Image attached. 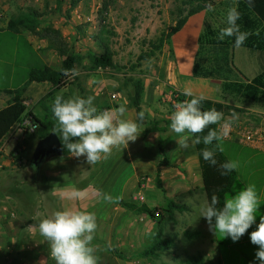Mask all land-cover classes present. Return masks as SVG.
I'll return each instance as SVG.
<instances>
[{"label":"rangeland","instance_id":"1","mask_svg":"<svg viewBox=\"0 0 264 264\" xmlns=\"http://www.w3.org/2000/svg\"><path fill=\"white\" fill-rule=\"evenodd\" d=\"M103 1L80 0L74 7L72 0H6L0 4L5 18L16 17L27 8L41 13L43 16L38 31L43 34L42 29L45 27L59 30L68 52L82 57L81 62L75 66L79 75L71 76L67 85L55 92L51 102L57 95H64L65 99L93 96L98 111L123 105L127 109L124 118L136 120L130 102L133 95L130 80H141L144 84L141 111L145 112V119L141 124L142 132L136 141L129 142L124 149L123 146L121 149L114 148L107 160L92 166L86 163L85 157L75 158L68 154L49 158L40 169H31V155L37 141L34 139L29 142L26 157L15 160L10 152L17 140H21L22 134H16L13 128L6 139L5 150L0 152V264H40L41 261L55 264L50 258L48 243L38 230H30L29 226L38 225L55 211L71 207V202H62L58 195L59 189L69 187L97 189L119 198L118 203L96 199L77 203L80 210L96 215L97 230L91 243L102 264L119 261L110 252L111 249H116L120 257L137 264H185L188 256L197 254L209 264L216 257L207 252H196L198 241L193 243L191 238L183 235L182 221L177 225L175 222L164 226L168 229L167 238L176 240L179 237V244L176 247L175 243L176 248L163 253L159 258L139 257L137 253L143 248L132 250L128 243L123 242V246L117 247L122 242L119 234H126L132 227L145 233L149 231V242H153L157 230L155 222L124 211L122 203L132 201L134 195L140 193L144 196V203L148 202L152 207L161 210L170 200L176 202L179 197H183L182 191L187 192V188L184 189L185 178L192 174H189L188 168L195 167L197 180L202 179V176L194 146L192 149L191 146L188 148L193 150L188 155V149H180L177 144L179 135L170 130L174 105L171 106L168 96L177 90L176 84L172 83L174 51L171 44L156 51L149 59L138 61L141 52H149V43L155 41L162 32H168L174 25L180 0H109L108 11L100 16L98 12ZM214 1L217 8L213 17L218 26H222L226 24L227 12L234 7L236 0ZM4 6L7 7L6 10ZM103 27L109 33H103L102 38H106L113 53V62L118 69L91 70L88 53H101V47L95 44L93 36L98 35ZM33 35L38 40L43 39ZM46 43L48 44L47 41ZM27 48L20 36L0 34V90L18 87L26 79L29 67L40 68L37 58ZM231 52L234 67L241 73L237 76L238 80L250 79L261 71L258 52L243 47H235ZM57 57L58 63L53 64L55 69L60 67L62 59L58 54ZM39 85L42 89L47 86ZM50 89L48 87L35 92L34 98H24L23 104L28 110L40 112L38 101ZM49 102L47 100L44 104L48 105ZM224 102L239 106L237 108L240 109L235 112L238 119L232 124L235 131L232 138L218 141L222 143V153L227 161L238 164V168L234 170V183L226 194V199L233 198L248 185H255L259 206L256 222L238 241L234 242L220 233L215 234L218 257L221 264H259L255 259L258 247L251 243L250 233L256 230L260 217L264 216V154L239 144L234 137L238 131L244 129H259L264 133V129L258 125L261 123V115L257 116L248 111L249 108L261 106L243 103L230 95H227ZM232 113L231 111L224 115V118L227 120ZM27 133L30 134L28 131ZM15 137L17 139L13 140ZM160 147L170 165L166 169L158 166L163 158ZM183 153L188 155L186 167L179 164ZM141 185H144L143 189ZM188 188L191 193L187 192L184 196L189 199L206 198L203 186L202 189L190 186ZM177 217L178 212L175 213V218ZM150 224L153 225L152 229H149ZM190 232L194 230L191 229ZM139 238L147 246V237L145 240L143 237Z\"/></svg>","mask_w":264,"mask_h":264},{"label":"trees","instance_id":"2","mask_svg":"<svg viewBox=\"0 0 264 264\" xmlns=\"http://www.w3.org/2000/svg\"><path fill=\"white\" fill-rule=\"evenodd\" d=\"M79 1L80 0H72V7ZM209 3L212 4L213 7L215 6L214 0H180V6L176 9L177 19L174 21V25L168 32H162L155 41L150 42L149 52H141L138 61L147 60L154 56L155 52L160 51L165 45H170L172 36L182 29L188 18L201 11L207 10L206 5ZM109 7V0H104L98 12L99 15H104ZM234 7H236L240 13V19L237 21L240 30L242 32L251 33L240 47L264 54V0H252L251 5H249L248 0H236ZM42 16L43 15L36 10L27 8L25 11L18 14V16L11 18L8 24V29L12 31H18L21 28L42 37L48 42L47 48L54 50L59 57L62 58L59 68L55 69L43 66L39 69H33L28 73L27 81L22 87L14 91H7L12 97L7 106L0 110V146L10 135L15 125L21 123L23 120L26 119L31 123L37 124V128L34 132L30 134H28L27 131L23 132L21 140H17L14 144L10 154L17 161L27 156L26 147L31 140L36 139V141H38L52 132L56 122L53 118V102H51V98L55 92L67 85V80L71 77V75H63L61 70L73 69L82 60V57L78 54L75 55L68 52V48L59 30L53 27H45L42 29L43 34L38 31ZM226 26L227 24H224L212 28L209 25H205L198 37V47L192 68V77L218 80L220 81L222 94L236 97L243 103H254L264 108V71L250 81L245 78L243 81L237 79V76L241 75V73L235 70L231 61V50L235 48L234 38L226 37L223 41L217 39L220 29ZM257 31H259V35L255 34ZM103 33L109 32L103 27L98 35L93 36V41L97 46L101 47L102 51L97 54L88 53L90 69H118L113 62V53L108 46L106 38H102ZM130 81H132L133 87V95L130 98V102L137 117V114L141 111V104L144 97V84L141 80ZM33 82L49 83L51 87L50 91L38 101L41 108L40 112L28 110L21 99L28 85ZM171 93L174 105L186 99H191V97L184 96L182 92L178 90L172 91ZM47 100H50V102L48 105H45L44 102ZM170 104L171 106L173 105L171 102ZM212 108L222 112L224 115H227L231 111H240V109L235 106L218 101L204 99L201 102L202 111ZM217 125L218 124L210 125L204 132L198 134L201 137V143L194 147L203 180L206 200L210 201L211 195L215 191L216 195L220 198L218 207H222L226 200V194L230 191L234 183L235 172L232 171L227 176H221L219 165L228 161L223 153L215 148L218 141H214L212 145H205L202 140V137L207 135L209 131L217 130ZM61 146L62 157L67 156L69 154L68 150L62 145V142ZM205 148L215 150L217 166H210L209 163L204 160L202 151ZM160 152L163 154V158L160 160L158 166L170 167L169 163L164 158V152L161 147ZM122 206L135 215H146L155 222L157 228L152 244L138 252L137 256L159 258L163 253L175 247V239L164 238L163 230L167 223L176 222L175 213L184 212L186 210L184 205L176 203L175 201H169L167 206L161 210L159 208L151 209L144 203L135 204L132 202H124ZM186 236L190 237L191 235L187 233ZM110 252L115 257L120 258L116 249H111ZM206 261L207 260L200 254H197L188 256L185 264H206ZM209 264H221V262L220 259H216L215 261H210Z\"/></svg>","mask_w":264,"mask_h":264},{"label":"clouds","instance_id":"3","mask_svg":"<svg viewBox=\"0 0 264 264\" xmlns=\"http://www.w3.org/2000/svg\"><path fill=\"white\" fill-rule=\"evenodd\" d=\"M251 2L252 0H248L249 5ZM206 8L208 11H214L210 3ZM239 19L237 8H230L227 12V26L220 29L217 39L223 41L226 37H232L234 46L240 47L251 33L240 30L237 24ZM255 34L259 35V31ZM61 71L65 76L79 75L75 68ZM182 94L191 99L175 104L170 117V130L179 135L177 144L180 149L200 144L201 137L198 134L210 125L218 124L220 128L219 132L211 130L202 137L205 145L223 141L229 136L232 124L238 119L235 112L226 120L224 114L215 108L201 110V102L205 99L203 95L195 96L191 88H184ZM94 99L93 96L65 99L57 95L52 104L56 122L52 132L58 135L71 157H85L90 166L107 160L114 148L121 149L123 146L124 149L129 142H135L142 132L141 124L145 119L144 111L137 114L136 120L125 119L127 109L123 105L98 111ZM215 148L222 152V143H217ZM202 155L210 166H217L215 150L205 148ZM237 168L238 164L234 161L224 162L219 165L220 175L227 176ZM58 195L61 200L71 202L72 206L55 211L51 217L42 219L38 225L29 226V229L38 230L48 243L50 258L55 264H98L96 250L91 243L97 230L96 215L80 210L77 203L90 199L118 203L119 198L97 189L75 187L61 188ZM219 204L220 198L214 191L210 201L206 200L201 206L200 216L206 219L210 231L230 237L234 242L238 241L256 222L259 201L255 185H248L233 198L226 199L222 207H218ZM250 240L258 247L255 259L259 264H264V216L260 217L256 230L250 233ZM40 264H45V261Z\"/></svg>","mask_w":264,"mask_h":264},{"label":"crops","instance_id":"4","mask_svg":"<svg viewBox=\"0 0 264 264\" xmlns=\"http://www.w3.org/2000/svg\"><path fill=\"white\" fill-rule=\"evenodd\" d=\"M5 1L6 0H0V4H2ZM4 8L6 10L7 7L4 6ZM213 8L215 11L217 8L216 3H215V6ZM214 11L204 10V11H201V12L189 17L187 22L185 23V25L182 27V29L178 33H176L175 35L172 36L171 46H172V49L174 51V62H173V69H172V74H171L173 77L172 83L176 84L177 90L180 92H182L184 88H191L195 96L203 95L205 97V99L218 101V102H222V103L226 104L224 102V100L226 99L227 95H224L221 93L220 81L213 80V79H203V78H193L192 77V68L194 65L195 55H196V51H197V47H198L197 41H198L199 35L203 31V28L205 27V25H209L212 28L218 27V23L215 20V17H213ZM10 20H11V18L7 17V18H4V20L1 22L0 34L10 33L13 36H20V38H22V40L24 41V44L30 50L28 48L27 49L29 51H31L32 55L35 58H37V62L40 63V68L43 66L54 68L53 64L58 63V60H56L58 57H57V54L54 50L47 48L46 40L45 39L38 40L37 37H35L31 32L23 30L21 28L18 31H12V30L8 29V24H9ZM231 54L233 57L232 52H231ZM257 59H258V62H260L261 71H259L254 77H256L257 75H259L260 73H262L264 71V54H260L258 52ZM231 61L233 63L232 58H231ZM33 69H35V68L29 67V69L27 71V76H28V73ZM235 70H237V69L235 68ZM238 72H240V71H238ZM254 77H252L250 79H247V78H245V79L250 81ZM26 81H27V77L16 88L7 87V88H3L0 90V110L3 109L4 107H6L7 104L9 103V101L11 100L12 95H9L7 93V91H14L16 89H19L20 87H22L26 83ZM39 84H46L47 86L45 89L50 87L49 83H34V82L30 83L28 85L26 91L24 92L22 98H21L22 102H23L24 98H27L29 96L33 97V94H35V92H38L39 90H45V89H42ZM63 97L65 98L64 95H63ZM235 107H239V106H235ZM248 111H250L251 113H255L257 116L261 115L260 116L261 120L259 121L261 123L260 124L257 123V124L260 126V128L262 127L264 129V108H261V107L249 108ZM6 141L7 140L5 139L2 142V144L0 146V152L5 150ZM250 148L252 150H256V151L264 154V147L259 148V149H256L253 147H250ZM191 149H192V146H191ZM194 149H195V147H194ZM186 151L190 152V154H188V155H191L193 153V150H190V149H188ZM188 155L187 154L184 155V153L182 154V156L180 158L181 161L179 162V164H181V166H185V167L187 166ZM196 156H197V154H196ZM197 164H198V160H197ZM162 168L166 169L168 167H162ZM198 168H199V165H198ZM188 169H189V174L190 173H192V174L189 177L185 178L184 189L187 188L188 193H191L189 191L190 189L188 188V186H190V188L202 189L203 181H202V179L197 180L198 175L195 172V170H196L195 167L193 166V167H190ZM199 171H200V168H199ZM160 173L162 174V169H161ZM176 177L179 178L180 176H176ZM187 192L185 190L182 191L183 197H179L180 199L176 201V203L184 205L186 207V210L182 213H178V217L175 218L176 219L175 224L177 225L179 223V221L180 222L182 221L183 223L181 226L183 227V229H182L183 235L186 236V234L189 233L191 236L190 237L186 236L187 238H189V239L191 238L193 243L198 241V248L196 249V252H199V253H206L207 252L209 254H212V256H215L216 259H219V257H218L219 252L217 250L218 241L216 239L215 233L213 231L209 230V226H208L206 219L204 217L200 216V208L204 204V202L206 201L205 200L206 198L189 199V197L184 196V194H186ZM135 196L136 195H134V197ZM62 202H66V201L63 200ZM130 202L136 204V202H134L133 199ZM198 202H199V204H198ZM144 204H146L151 209L155 208V207H152L153 205L148 203V202L144 203ZM120 209H122V208H120ZM123 209H125V208L123 207ZM124 211H127V210L125 209ZM127 212L130 213L129 211H127ZM130 214L135 215L133 213H130ZM135 216L147 217L146 215H135ZM150 220L152 222H154L152 219H150ZM152 227H153V225L150 224L149 229H152ZM191 229L194 230V232H190ZM167 230H168L167 228H164V230H163V237L164 238L168 237V235L166 233ZM123 233L124 232H121V234H119V238L122 242H120L117 245V247L123 246L124 243H128L130 249H132V250L134 248L139 249L140 247L145 249L150 244H152V242H149L150 236H151L149 231H146V233H145L142 230H138V229L134 230V228L132 227L129 230V232H127L126 234H123ZM139 237H143L144 240L147 237L146 242H149L147 244V246H146V243L142 242V240ZM136 238H139V239L136 241ZM178 239H179V237H177V239L175 240L176 247L179 244ZM140 243L142 246H140ZM117 259H119V261H114L112 264H137V262H134V261L132 262L129 259L127 260L126 258L120 257ZM98 264H102L99 258H98Z\"/></svg>","mask_w":264,"mask_h":264},{"label":"built area","instance_id":"5","mask_svg":"<svg viewBox=\"0 0 264 264\" xmlns=\"http://www.w3.org/2000/svg\"><path fill=\"white\" fill-rule=\"evenodd\" d=\"M4 10L3 8L0 7V24L4 20ZM168 100L174 105L172 93L168 96ZM37 124L31 123L28 120H23L21 123L15 125L14 130L16 134H23V132L28 131L29 133H32L36 130ZM220 126L217 125V130L219 132ZM234 130L231 127L229 136L225 138L224 140H230L234 134ZM235 140L242 145H245L247 147H253L256 149L264 147V133L261 132L259 129H244L240 130L236 133ZM8 139V138H6ZM17 138H13V140H16ZM144 188V185H141V189ZM133 201L142 204L144 203V196L142 194H137L134 198Z\"/></svg>","mask_w":264,"mask_h":264},{"label":"water","instance_id":"6","mask_svg":"<svg viewBox=\"0 0 264 264\" xmlns=\"http://www.w3.org/2000/svg\"><path fill=\"white\" fill-rule=\"evenodd\" d=\"M61 156V142L57 134L50 132L37 141L31 155L30 168L34 170L40 169L47 159Z\"/></svg>","mask_w":264,"mask_h":264}]
</instances>
